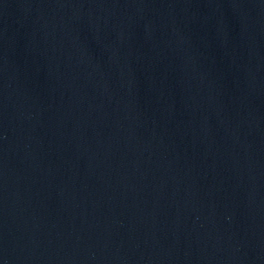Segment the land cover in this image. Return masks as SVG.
Wrapping results in <instances>:
<instances>
[{"label": "water", "instance_id": "95a60500", "mask_svg": "<svg viewBox=\"0 0 264 264\" xmlns=\"http://www.w3.org/2000/svg\"><path fill=\"white\" fill-rule=\"evenodd\" d=\"M0 264H264V0H0Z\"/></svg>", "mask_w": 264, "mask_h": 264}]
</instances>
